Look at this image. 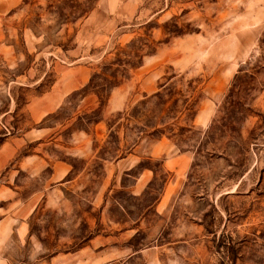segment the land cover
I'll use <instances>...</instances> for the list:
<instances>
[{"label":"rangeland","instance_id":"rangeland-1","mask_svg":"<svg viewBox=\"0 0 264 264\" xmlns=\"http://www.w3.org/2000/svg\"><path fill=\"white\" fill-rule=\"evenodd\" d=\"M19 7L35 38L10 45L38 57L33 80L0 44L7 264H264V0ZM74 66L87 86L30 122L26 92L9 82L39 81L42 93L55 68ZM47 158L71 174L22 243L21 202L40 181L15 164Z\"/></svg>","mask_w":264,"mask_h":264},{"label":"crops","instance_id":"crops-1","mask_svg":"<svg viewBox=\"0 0 264 264\" xmlns=\"http://www.w3.org/2000/svg\"><path fill=\"white\" fill-rule=\"evenodd\" d=\"M21 3L22 0H0V44H5L3 50H5L7 55L12 56V60H14V62L17 58L19 59V62L17 63L20 66H23V69L27 70L25 77L35 80V74L33 73V61L35 56L38 57L37 53L33 54L26 52L23 48L19 55H17L15 48L10 45L14 43H26V36H29L31 40L35 38L33 29H29L25 23L26 19L23 17V13H21V7H19ZM8 64L10 65V61L7 62V65ZM54 71H59L55 74V80L51 82V85L42 93L37 92L38 85L40 83L39 81L34 82L32 80L31 83L27 84L24 82H9V89H11L12 85H18V88L15 87V89L21 90V92H26L23 112L32 123H39L48 116H52L63 106L66 100L73 93L81 91L87 86L88 74L85 67L74 66L63 71L55 68ZM12 104L9 105V110H7L8 112L6 115L12 114ZM8 149L10 150V156L17 153L19 150L11 147H5L4 150ZM37 159L38 157L36 160ZM15 166H17V170L19 172L24 173H26L27 170L30 171L34 168V170L37 171L38 179L40 181L39 186L30 190L27 197H25L21 202L22 209L19 220L20 230L18 229V231L22 237V243H25L26 241L32 242L30 230L32 226L31 221L38 218L39 222L43 223L42 221L44 220V214L40 217H36L34 216L36 214L35 212L39 209H42L43 211L51 210V204H54L52 200L53 197L51 196V186H54L55 184L62 185L61 182L66 180V178L71 174L72 167L69 163L64 161L51 162L49 158H47V161L37 163L30 162V160L17 162ZM59 199L60 200H57V202L61 201V198ZM3 226L4 221H0V237L3 235ZM45 232L46 234H49L50 230ZM41 233L43 234L44 230H42ZM5 238L4 248L0 246V250L2 251L4 249V252H7L8 234ZM6 252L3 254V257H0V264H7ZM49 257L50 258L47 264H51V255Z\"/></svg>","mask_w":264,"mask_h":264}]
</instances>
